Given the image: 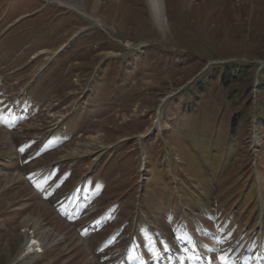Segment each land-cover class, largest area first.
<instances>
[{"label": "rangeland", "instance_id": "1", "mask_svg": "<svg viewBox=\"0 0 264 264\" xmlns=\"http://www.w3.org/2000/svg\"><path fill=\"white\" fill-rule=\"evenodd\" d=\"M61 3L0 0V264H126L141 179L175 162L213 190L193 233L201 258L187 264H241L262 228L231 191L256 182L264 157V0H164L158 16L148 0ZM31 96L37 115H13L10 101ZM62 119L75 133L49 141ZM260 174L264 187L262 161ZM145 217L152 264H179L185 242ZM33 238L42 253L25 250Z\"/></svg>", "mask_w": 264, "mask_h": 264}, {"label": "trees", "instance_id": "2", "mask_svg": "<svg viewBox=\"0 0 264 264\" xmlns=\"http://www.w3.org/2000/svg\"><path fill=\"white\" fill-rule=\"evenodd\" d=\"M227 75L225 77L231 78L234 77L231 73V69L227 70ZM240 72V69H239ZM238 72V73H239ZM217 76V73L215 74ZM264 75V68H263ZM101 76V75H100ZM215 76V77H216ZM264 77V76H263ZM204 78L200 79V84L204 83ZM199 83L197 85L201 86ZM261 91L263 97L261 99V104L264 105V78L260 81ZM176 104L182 109L186 107V109H191L193 103L187 104V100L183 97V93L179 96ZM78 120V119H77ZM260 121L264 122V113H261ZM180 125V124H179ZM181 130V129H180ZM264 154V153H263ZM262 157V156H261ZM262 159V160H261ZM264 162V157L259 160V168L260 163ZM202 161H200L201 163ZM175 176L178 181V184L174 185V180L172 175H170L167 171H160L153 169L147 173V177L145 179V184L143 190L141 192L142 196H146L147 193H151L154 195V200L152 203V208H154V212L159 220L161 226L169 227L173 222V226L178 230L181 234H190L188 230L187 223L193 224V217L190 212L196 215L198 218L204 219L205 212L204 206L206 205L205 199L209 195V193L213 190H209L211 183L209 179V175L207 172H204V177L200 181L193 178L190 174H187L182 167L176 166L175 162ZM178 167L179 169H177ZM151 169V167H148ZM243 172V171H242ZM246 174V173H244ZM244 179V178H243ZM242 179V181H243ZM241 181V182H242ZM240 182V183H241ZM240 184H236L231 193H239V205L236 208H245L246 210L253 211V215L256 214L258 209L257 204V184L256 182L253 185L248 184L243 190H241ZM240 191V192H239ZM182 201L184 205L188 209V219L183 216L181 207L179 205V201ZM200 208V210L195 209ZM194 210V211H193ZM179 217L176 222L174 219ZM137 231L143 232L144 234H149L150 226L146 223L142 217L139 218L137 224ZM262 246L264 249V239L262 242ZM149 255V249L145 250ZM135 249L130 251V255L134 256L136 253ZM131 263V259L129 260Z\"/></svg>", "mask_w": 264, "mask_h": 264}, {"label": "snow or ice", "instance_id": "3", "mask_svg": "<svg viewBox=\"0 0 264 264\" xmlns=\"http://www.w3.org/2000/svg\"><path fill=\"white\" fill-rule=\"evenodd\" d=\"M177 239L185 242L184 247L179 249V264H187L188 261L199 260L201 258L194 251L197 245L191 234H182L181 236L177 237ZM215 259H219L221 264H230V258L226 253L215 257ZM208 262L209 264H214V258L208 257ZM231 264H234V261L231 262Z\"/></svg>", "mask_w": 264, "mask_h": 264}, {"label": "bare ground", "instance_id": "4", "mask_svg": "<svg viewBox=\"0 0 264 264\" xmlns=\"http://www.w3.org/2000/svg\"><path fill=\"white\" fill-rule=\"evenodd\" d=\"M63 3H65L66 5L72 6V7H76L77 5H80L82 0H60ZM151 8H152V12L158 16L159 12L161 11V9L163 8V1L164 0H148ZM31 239H29L25 245V250L27 251H35V252H40L42 250V243L40 240L35 239L34 241H31ZM20 252V251H19Z\"/></svg>", "mask_w": 264, "mask_h": 264}]
</instances>
